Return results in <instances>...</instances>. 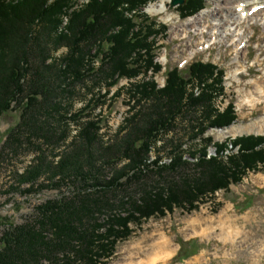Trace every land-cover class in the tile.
<instances>
[{
  "label": "trees",
  "instance_id": "1",
  "mask_svg": "<svg viewBox=\"0 0 264 264\" xmlns=\"http://www.w3.org/2000/svg\"><path fill=\"white\" fill-rule=\"evenodd\" d=\"M79 1L0 0V117L11 102L29 105L48 93L42 78L38 87H25L28 74L22 64L29 55L37 49L45 62L51 56L46 54L50 44L56 49L66 45L68 51L54 61L67 62L74 75L82 74L84 67L92 70L90 65L99 57L104 64L115 63L117 77H111V86L121 78L143 75L131 83L134 102H129L116 137L130 141L141 133L144 154L156 147L158 153L154 159L128 156L129 161L117 167L127 157L120 159L109 152L98 140L101 126L92 121L79 128L68 149L54 153L60 156L57 162L49 160L38 145L33 162L17 173L19 183L32 185L47 174L59 179H54V188L70 184L72 189L40 203L24 221L6 225L0 236V264H103L115 253L116 243L132 234L131 223L164 216L178 207L191 211L208 193L228 189L249 171L264 166V135L260 134L214 141L218 155L211 157H207V146L183 153L182 142L172 138L157 146L162 134L179 122L197 127L195 136L210 126L224 127L236 120L232 101L223 110L214 104L224 94L225 70L212 61L194 60L188 76L174 66L166 70L160 85L156 75L163 66L156 57L162 45L157 38L166 35L167 25L145 13L151 0ZM204 7V0L177 5L183 18ZM65 17L68 22L62 25ZM93 47L96 51L91 52ZM68 112L21 111V120L6 142L23 138L24 143L35 144L42 139L55 150L60 140L70 136L68 127L62 129L59 124L63 119L77 120V113L68 116ZM237 146L238 152L227 162L219 159L221 152ZM161 147L168 148L169 162L162 160ZM191 163L202 167L203 177L177 180L175 176L183 173L180 169Z\"/></svg>",
  "mask_w": 264,
  "mask_h": 264
},
{
  "label": "rangeland",
  "instance_id": "2",
  "mask_svg": "<svg viewBox=\"0 0 264 264\" xmlns=\"http://www.w3.org/2000/svg\"><path fill=\"white\" fill-rule=\"evenodd\" d=\"M171 1L165 5L168 11L160 16L150 13L152 9H156L160 0H151L144 8L151 18L167 25L166 35L157 38L162 48L157 50L156 59L163 66L156 75L157 81L163 85L166 70L174 66H178L188 76L189 65L194 60L212 61L225 70L224 94L214 100L215 107L223 110L232 101L237 118L228 126H210L195 136L197 127H187L186 121L179 122L173 129L162 134L157 146H162L164 141L168 142L172 138L176 142H182L183 153H191L207 146V157H211L218 155L216 147L213 146L214 141L247 133L264 135V98L256 102L250 101L259 95L256 81L264 79V0H259V3L257 0H247L244 13H233L227 9L231 3L223 0H204L205 7L202 10L184 18L180 16L177 8V5L184 3L171 6ZM214 3L227 7L223 8L220 17L211 14L215 8ZM205 14L210 16L206 17ZM167 15H172L173 18L165 22L164 17ZM240 17L242 23L238 24ZM67 22L68 18L65 17L62 25ZM202 31L208 35L203 37ZM247 48L249 52L245 57L243 52ZM48 49L46 54L50 53L51 56L45 62L36 49L29 55L28 61L22 64V70L28 74L25 87L29 84L38 87V80L42 78L47 87L44 90L48 93L37 96L38 100L29 105L23 103L19 106L11 102L9 109L0 117V236L10 222L24 221L34 215L37 205L60 195L61 192L68 194L72 189L70 184L54 188V179H59H51L47 174L32 185L19 183L17 173L24 172L33 162L38 145L46 151L49 160L57 162L60 156H54V153L68 149L67 144L73 142L79 128L92 121L101 126L98 140L108 147L109 152L120 159L127 157L117 167L127 163L128 156L143 158L147 155L154 159L158 153L156 147L149 154H144L141 133L135 134L132 140H125L126 142L122 141L123 138L116 137L119 125L130 110L129 102H134L130 99L131 83L143 79V75L130 80L121 78L117 84L111 86V77H117V74L114 75L115 63L104 64L99 57L94 66L90 65L92 70L84 67L82 74L74 75L69 64L60 60L61 54L68 51V46L62 45L56 49L50 44ZM94 51L96 47L91 50ZM60 56L59 60L54 61L55 57ZM14 63L16 62L13 61L12 66ZM120 89L121 92L117 94ZM107 90L108 94L104 96ZM21 111H69L68 116L73 112L78 116L76 121L63 119L59 124L62 129L68 127L70 136L66 141L60 140L59 147L53 150V146L42 139L35 144H26L22 141L23 138L16 143L6 142L10 130L21 120ZM223 130L230 132L223 134ZM77 144L76 141L75 146ZM238 148L239 146L226 149L219 154V159L227 162L232 153L238 152ZM167 152L168 148L161 147L159 150L162 160L169 162ZM187 157L190 161H196L189 155ZM201 168L191 163L190 167L181 168L183 173L175 177L177 180L186 177L199 179L204 174ZM199 201L196 202L197 207L191 211L178 207L167 211L164 216H151L139 224L131 223L132 234L116 243L115 253L105 259L103 264H130L134 260H147V253L156 251L157 246L162 245L165 240L169 241L173 252L154 264H252L254 256L251 251L255 245H251V241L256 239L260 244L264 240V166L260 165L257 171H249L241 182L230 184L228 189L208 193ZM248 213L249 219L251 218L248 227L253 228L254 235L248 234L247 229L245 236L239 234L240 236L234 237L235 242L232 244L229 223L235 221L234 224L243 228L247 222L245 215ZM222 215H229L233 220L220 222ZM206 227L208 229L202 233ZM258 262L264 264L263 252Z\"/></svg>",
  "mask_w": 264,
  "mask_h": 264
},
{
  "label": "bare ground",
  "instance_id": "3",
  "mask_svg": "<svg viewBox=\"0 0 264 264\" xmlns=\"http://www.w3.org/2000/svg\"><path fill=\"white\" fill-rule=\"evenodd\" d=\"M168 2H170V0H160V2L158 4V6L156 7V9H152L150 11V13L152 15H159V16L162 13H166L168 11V8H166L165 5ZM223 2L231 3L230 7L227 8L225 6H221V4L218 5L217 3H214L215 8L212 10V13H211L212 15H214L215 17H220V13L223 10V8H227L230 11H232L233 13H236V12L244 13L245 10L247 9V4H246L247 0H223ZM256 2L259 3L260 1L257 0ZM164 7H165V10H164ZM262 8H263V6H262ZM257 12L258 13L260 12V8L257 9ZM205 15H206V17H209L210 16V14H205ZM172 18H173L172 15H167L166 17H164V19H166L165 22H168ZM228 22H230V21H228ZM241 23H242V17L238 18V24H241ZM207 35H208V33H206L204 31L203 32V37H206ZM260 50H262V48ZM248 52H249V50L247 48V50L245 52H243V56L247 57L246 55L248 54ZM261 83H263V84H261ZM256 84H257V91H258L259 95H257L256 97H253L250 100L252 102L253 101L256 102L257 100H261V98H264V79H260V80L256 81ZM251 95H253V94H251ZM232 130H233V127L230 128V131H232ZM230 131L229 130H225V131L223 130L222 133L223 134H228V132H230ZM249 216H250L249 213L247 215H245V218H246V221L247 222L245 223V225L243 226V228L242 227L240 228L237 224H234L235 221L233 223L232 222H230V223L227 222V223H229V226H230L229 227V230L231 231L230 233L232 235L230 242L232 244H234V242H235L234 241V237H237L239 234H242L243 236H245V234L247 232L246 231L247 229H248V234H251V236L254 235L253 234L254 233L253 232V228H249L248 227V224H250V219H251V218L249 219ZM231 220H233V219L230 218L229 215H227L226 217L222 215L220 217V219H219L220 222L231 221ZM207 229H208V227L204 228L202 230V233H204ZM258 231H259V229L256 231V234L255 235H257ZM228 240H229V238H228ZM251 245H255V248L251 251V253L254 256L253 257L254 260L252 261V264H259L258 260L260 258V255H262V252L264 253V240L261 241L260 244H258V242H256V239L255 240L253 239L251 241ZM157 248L158 249L156 251H152V252L147 253V258H148L147 260L140 259V260H138L136 262L134 260L130 264H154V263H156L158 261L164 260L166 257H168L169 255H171V253L173 252V249L171 247V244L167 240H165L162 245L157 246Z\"/></svg>",
  "mask_w": 264,
  "mask_h": 264
},
{
  "label": "water",
  "instance_id": "4",
  "mask_svg": "<svg viewBox=\"0 0 264 264\" xmlns=\"http://www.w3.org/2000/svg\"><path fill=\"white\" fill-rule=\"evenodd\" d=\"M185 1L186 0H172L171 1V6H175V5L179 4V3H185ZM247 134H249V133H247ZM255 134H258V133H255Z\"/></svg>",
  "mask_w": 264,
  "mask_h": 264
}]
</instances>
